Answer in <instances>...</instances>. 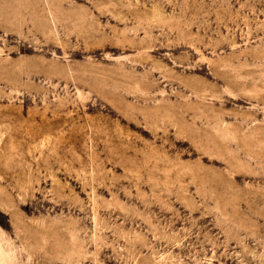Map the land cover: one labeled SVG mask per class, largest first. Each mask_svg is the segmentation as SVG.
Wrapping results in <instances>:
<instances>
[{
    "label": "rangeland",
    "instance_id": "374dc122",
    "mask_svg": "<svg viewBox=\"0 0 264 264\" xmlns=\"http://www.w3.org/2000/svg\"><path fill=\"white\" fill-rule=\"evenodd\" d=\"M0 264H264V0H0Z\"/></svg>",
    "mask_w": 264,
    "mask_h": 264
}]
</instances>
